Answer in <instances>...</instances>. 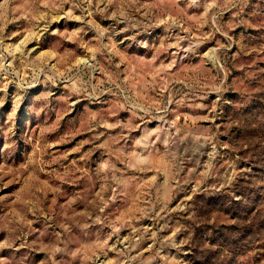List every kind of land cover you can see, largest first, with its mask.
Here are the masks:
<instances>
[{
    "label": "rangeland",
    "instance_id": "rangeland-1",
    "mask_svg": "<svg viewBox=\"0 0 264 264\" xmlns=\"http://www.w3.org/2000/svg\"><path fill=\"white\" fill-rule=\"evenodd\" d=\"M0 264H264V0H0Z\"/></svg>",
    "mask_w": 264,
    "mask_h": 264
}]
</instances>
